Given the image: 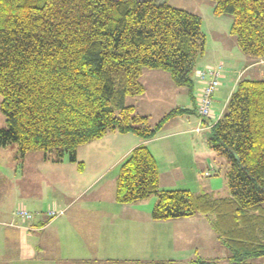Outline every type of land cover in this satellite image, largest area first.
<instances>
[{
  "label": "trees",
  "instance_id": "1",
  "mask_svg": "<svg viewBox=\"0 0 264 264\" xmlns=\"http://www.w3.org/2000/svg\"><path fill=\"white\" fill-rule=\"evenodd\" d=\"M212 1L215 15L233 17L231 34L241 51L263 59L264 0ZM202 21L160 0H0V109L6 119L0 148L15 144L18 160L43 152L46 160L68 154L75 162L78 146L111 131L148 141L171 118L197 111L210 125L209 147L227 160L230 195L161 189L159 162L141 143L121 164L115 200L130 204L155 195L154 220L203 215L229 251L226 264H253L251 258L264 256V78H242L221 118H202L195 79L207 46ZM145 69L169 73L187 88L196 110L176 107L152 124L127 104L145 93ZM189 264L222 260L197 257Z\"/></svg>",
  "mask_w": 264,
  "mask_h": 264
},
{
  "label": "rangeland",
  "instance_id": "2",
  "mask_svg": "<svg viewBox=\"0 0 264 264\" xmlns=\"http://www.w3.org/2000/svg\"><path fill=\"white\" fill-rule=\"evenodd\" d=\"M160 1H169V3L173 6L186 9L188 11L201 15L203 19L202 29L207 36V46L205 54L198 59L196 70L205 69L206 62H212V64H220L222 62L223 64H221L225 65V68H230L228 77L222 79L221 83L223 84V96H225V93H229L230 90L235 86V78H237V75L239 74L241 69H243L246 65L244 63L246 62V60L244 59L245 56L253 58L251 56L245 55L241 51L237 43V38L231 34L233 17L231 15L226 14L215 15L213 12L214 2L212 0ZM262 60H264V58ZM145 70L147 71L148 69ZM164 74H166L168 78L165 79L164 77H161L162 79H160L158 77H151L150 80H147V85L151 87L149 96L156 97V99H150L149 97L148 100L138 99L137 101L142 111L147 112L149 113V115L153 116V118L152 116H150L153 122L158 121L165 114L170 112L172 109L176 108L175 105H179L187 100L186 94L182 97L172 92V90L176 89V87H181L175 85L169 73L165 72ZM143 78L144 80L146 79L145 75L142 76L141 80ZM244 78H249V76L246 75ZM160 83H163L164 85L166 84V86H168V89L164 88L163 86H160ZM152 87H155V89H153ZM156 88H158L159 90H157ZM156 92V95H152ZM1 99L2 98L0 95V103ZM188 115L189 114H184V117H179V119H177L176 123L174 124V127L164 125V129L162 128V130H160L159 132V134L161 135L173 133L176 131H184L179 135H173L167 137L164 140L171 143L172 147H175L176 152L175 154H172L171 160L169 157H166L164 160L161 158L160 161L163 167H171L173 165L175 166V164H179L180 166H182V173L185 178L167 179L164 182V185L168 188L161 187V189H191L192 191L197 193L209 192L212 193V195L215 197L229 196L230 189L226 177L228 170L227 160L225 159V157L216 154L209 147L207 141L208 139L207 137H205V132H188L196 125V118H194L193 116L188 117ZM5 124L6 119L0 109V128L4 127ZM199 125L200 127L205 128L204 123H201ZM113 134L114 133H111L110 135L101 140H96L92 144H89V142L78 146L77 161L75 162H72L70 160L68 154L64 155L63 159L59 162H53L49 159L47 161H44L46 159H44L43 152H32L29 153V155H27L28 157L26 156L23 160H18L16 145L9 144L7 147L1 148L2 151H0V171L10 177L7 180L8 184H16V180L17 178H19L22 182H24L25 186L31 184L30 176L32 175V173L41 174L42 177L36 176V178L39 179L49 178L50 175L73 176V183L69 182L72 184H66V186L70 188L71 191H74L75 194L76 191H79V193H81L85 189V187H89L90 185L91 187H93L95 185L97 188L103 189L102 193L104 194V198L102 200H106L105 203H99V201L89 203L90 201L88 200L87 205H85L87 198L83 197L79 201V204H83L87 207H90L91 205L96 203L99 206H108L107 196L110 195L112 192H115V179L118 177L121 164L124 161L122 160V156L125 150L128 149V144H125L126 141L118 144L119 142L117 139L119 137L115 138ZM116 134L120 133L117 132ZM197 152L200 155L202 152H213V154L217 156V159L216 161H214L211 157H204L203 166L202 164H200L199 160L196 159ZM39 160L40 162H38ZM205 162H207V165ZM170 163H172L173 165H171ZM208 167L209 170L207 169ZM204 169L208 170L207 172H205V175L210 177H202L201 173ZM16 173L19 176H16ZM168 177L169 175H167V178ZM11 188L14 189V187L12 186ZM37 188L40 190L41 193H43L46 202L53 200L58 201L60 199L64 200V196L62 194V189L60 188V186H56V189H46L39 187ZM92 190H94V188H92ZM6 196V188L0 189V201L5 200ZM152 198H154L153 200H155V202L157 201V197L155 195H153ZM155 202L153 204V207L156 204ZM18 203L19 201L16 200V211L20 208V204ZM1 204L2 203L0 202V206ZM3 206L5 210V203ZM12 210L13 207L10 206L8 208L9 215H11ZM53 210L56 211L57 216L52 218L48 217L50 215V212ZM31 212L34 213L33 211ZM42 212H45L46 214L48 213L46 221H50L52 219L57 218V220H59L60 226L66 227V222L64 220H68L69 212H66V214L63 215L65 213V210H58L56 206L46 209L43 208ZM196 216L197 217L194 219L193 217H190L173 220H154L151 217L150 221H148V229H152L151 232H149V234L152 235V239H149L148 245H145L144 241H142V235H140V227H131L130 225H127L126 233L122 236V238L123 241L125 239L128 241L131 237H134L135 235L138 236L139 254L137 255H133V253H131V251H134L131 249V247H129L127 243L123 245V250L125 251V253H121L123 251L119 249V253H107V255L96 249L100 245V243L105 244L107 243L106 241L110 242L111 240H114L115 238L111 235H118L119 233L121 234L122 231L120 229H125V222L131 221V218L128 216H120L116 219L114 223V229H112L111 226L110 230H107L104 227L101 232L99 231L96 234H93V236H95V239H92L93 241H90L91 244H88L89 247L86 244L88 243L87 239L78 237L76 234V230L79 228L83 231V233L87 234L89 229L87 227L89 226V224L85 222L79 223L78 221L74 228L72 224V230H66L63 233L62 240L65 245L62 246V248L64 255L60 256L57 254H52V252L45 254L40 252V250H37L33 254H27L25 258H16L14 262L9 261L8 263L0 261V264H189L191 261V256L187 251L191 250V248L188 247H191L193 245L191 242H189L188 244H186L185 247L184 243H187L186 240L188 239V235L193 236L194 233L198 231L197 225H193L190 223L196 224L197 221H202L203 224H206V221L207 223H209L208 219L205 216ZM202 218H206L207 220ZM3 219L4 215L2 217L0 216V221H4ZM7 219H10V216H8ZM27 230L35 231L38 230V228L34 226H29L27 227ZM111 231V235H109L108 233L107 237L109 238L106 239V232ZM102 234L105 235V238L100 242ZM179 234H181V237H179ZM182 235H185V237L183 238ZM91 236L92 235H90L89 238ZM69 237L74 239V241L69 245H66ZM0 247H2L1 242ZM109 247L111 249L110 252H112L114 247ZM67 249L74 250L77 253L75 257L77 259L65 258L71 256L65 255L66 253H68ZM113 257H115L116 259H111ZM135 258H139V260H135ZM216 259L222 260V264L227 263L226 260H223L222 258ZM117 260L121 262H116ZM126 261H128L129 263ZM250 262L253 264H264V256L254 257L253 259L251 258Z\"/></svg>",
  "mask_w": 264,
  "mask_h": 264
},
{
  "label": "crops",
  "instance_id": "3",
  "mask_svg": "<svg viewBox=\"0 0 264 264\" xmlns=\"http://www.w3.org/2000/svg\"><path fill=\"white\" fill-rule=\"evenodd\" d=\"M244 59L246 60V62H244L246 65L244 66L243 69H241V71L237 75V78H235V86L230 90V92L227 94L225 93V96H223L224 95L223 84H221L220 87L216 90L214 94V101L212 104L211 118L209 119V121L215 122L219 118H221V116L225 113L229 98L231 94L233 93L234 89L236 88L237 83L242 78H244L246 75H248L249 78L264 77L263 76L264 60L259 59V58H254V57L250 58L247 56H245ZM221 63L212 64V62H206L205 67L217 66V65L220 66L223 64ZM222 72L223 73H222L221 83H222V79L228 77L230 68L228 67L225 68V65H222ZM164 73L165 72L162 70H149V69L147 71L144 70L142 76L145 75L146 79L144 80L143 78L142 82L146 87V91L143 95H140L137 97L136 96L128 97L127 104L134 105L137 111L141 114L152 116V115H149V113L142 111L137 101L138 99L148 100L150 97L149 95H150L151 87L147 85L148 84L147 80H150L151 77H158L160 79H162L161 77H164L165 79L168 78V76ZM195 79H196V86L198 85L197 90L199 93L204 85L201 82H199V80L197 79V72L195 73ZM159 85L168 89V86H166V84L164 85L163 83H160ZM152 88L155 89V87H152ZM156 89L159 90L158 88ZM172 92H174V94L178 96L183 97V95L185 94L187 96V100L185 102H182L179 105H175L176 107H185V108H190V109L195 108L196 110L195 101L190 96L188 90H186L185 87H181V88L176 87V89H173ZM156 94L157 92L152 95H156ZM150 99L155 100L156 97L152 96L150 97ZM189 116H193L194 118H196V125L194 128L190 129L188 132H195V133L205 132V135H206L205 137H207V133L210 129L209 127L210 125H205V128L200 127L199 124H201L202 119L199 117L197 111L195 113L189 114L188 117ZM179 117H184V115L182 116L179 115V116L171 118L169 121L166 122L165 125L174 127V124L176 123L177 119H179ZM150 120H151V117H150ZM158 121L153 122L151 120V123L155 124ZM182 132L184 131H176L173 133H167V134H161V135L158 133V135L154 139H151L148 141L142 140L139 136H137L134 133L118 132L120 134H116L117 131H111L107 133L103 138L107 137L111 133H114L113 135L115 138L119 137L117 139L119 142L118 144L126 141L125 144H128V147H127L128 149L125 150L122 156V160H124L130 154V152L139 144L141 143L147 144L159 162L160 185L163 188H168L164 185V182L167 179H178V178L181 179V178H185V176L182 173V166H180L179 164H175L174 166L172 162L170 163L171 165H173L171 167H167V166L163 167L161 165V161H160L161 158L164 160L166 157H169L171 160L172 154H175L176 152L175 147H172L171 143L164 141V140L167 137H170L173 135H179ZM94 141H91L89 144L94 143ZM0 151H2L1 148H0ZM204 157H207V158L211 157L213 158L214 161H216L217 159V156H215L213 152H202L201 155L197 152L196 159H198L200 164H202L203 166H204V161H203ZM44 161H47V160H44ZM38 162H40V160ZM205 163L207 165V162ZM24 167H25V164H24ZM207 169L209 170V167ZM208 170L204 169L202 171L201 173L202 177L203 176L210 177V176L205 175V172H207ZM17 173L15 175L19 176ZM167 175H169L168 178H167ZM36 176H41V174L32 173V175L30 176L31 184H29L28 186H25L24 182H22L19 178H17L16 184L15 183L8 184L7 180L10 177L8 175H5L2 171H0V189L6 188L7 190L6 199L0 201L2 203L0 206V216L2 217L4 215V219H3L4 221H0V242L2 243V247H0V261L7 262V263L9 261L14 262L16 258H25L27 254H33L37 250H40V252L45 253V254L52 252V254H57L60 256L64 255L63 248H62V246L65 245V243L62 240L63 233L66 230H72L76 226V223L78 221L79 223L85 222L89 224V226L87 227L89 228L87 234L83 233V231L80 228L76 230V234L78 237L87 239L88 243L86 244L88 246V244H91L90 241H93L95 239V236H93V234H96L99 231L101 232V230L104 227L107 230H110V226L112 229H114L115 228L114 223L118 217L128 216L131 218L130 222H125L126 224L125 229H122V228L120 229L122 231L121 234L119 233L118 235L116 234L111 235L112 231L106 232V239L109 238L107 237L108 233L115 239L111 240L110 242L106 241L107 243L105 244L100 243V245L96 248L98 251H101L105 254L115 253V252L119 253L118 252L119 249L123 251L121 253H125V251L123 250V245L125 243H127L129 247H131V249L134 251V252L131 251L133 255L139 254V249H138L139 238L137 235H135L134 237H131L128 241L126 239L123 241L122 236L126 233L127 225H130L131 227L133 226L140 227L141 229L140 235H142V241H144L145 245H148L149 239H152V235L149 234V232H151L152 229L150 230L148 229L149 228L148 221H150L152 217L151 214L154 208L153 204L155 200H153L154 199L152 198L153 196L147 199H144V200L130 203V204H120V203H117L115 200V192L114 193L112 192L110 195L107 196L108 206L106 205L99 206L96 203V204L91 205L90 207H87L85 205H87L88 200L90 201L89 203H93L96 201H99V203L106 202V200H102L104 198V194L102 193L103 189L97 188L95 185L91 187L90 185L89 187H85V189L81 193H79V191H76V194H75L74 191H71V189L66 186V184L73 183V180H72L73 176L50 175L49 178H43V179L36 178ZM116 181H117V178L115 179V184H114L115 191H116ZM69 182H72V183H69ZM11 186L14 187V189L11 188ZM35 186L39 188H46V189L48 188L56 189V186H60V188L62 189L64 200L60 199L58 201L53 200V201L46 202L43 196V193H41L40 190ZM92 188H94V190H92ZM83 197L87 198L85 205L79 204V201ZM16 200L19 201L18 204L23 205L26 208H29V210L34 212V218L32 220L23 221L17 215L16 213L17 205H15ZM4 203H5L6 211L4 210V206H3ZM10 206L13 207L11 215H9L8 213V208ZM53 206H56L58 210L64 209L65 213L63 215H65L66 212H69L68 220H64L66 222V227H61L59 224V220H57V218L52 219L50 221H46V217L48 213L46 214L45 212H42L43 208L46 209V208H51ZM8 216H10V219H7ZM196 217L197 216L193 217V219ZM202 219H206V218H202ZM72 224H73V228H72ZM190 224L197 225L198 227L197 228L198 231H196L193 236L187 234L188 235V239L186 240L187 243H184L185 247H186V244H188L189 242H191L193 245L191 247H188V248H191V250L187 251L191 256L190 257L191 260L197 257H201L204 259H216V258L225 259L226 257L229 256V251L227 250L226 247L222 245L216 232L213 230L210 224L207 223V221H206V224L205 223L203 224L202 221H197L196 224L195 223H190ZM29 226H34L38 228V230L28 231L27 227ZM85 235H87L88 237ZM90 235L92 236L89 238ZM117 236H120V237H117ZM182 236L183 238L185 237V235H182ZM179 237H181V234H179ZM104 238H105V235L102 234L100 242L104 240ZM119 238L121 241L119 240ZM73 241L74 239L69 237L66 245H69ZM109 246L114 247L112 252H110L111 249ZM67 252L68 253H66L65 255H71V256H68L65 258L77 259L75 258L77 253L74 250L67 249ZM69 257H72V258H69ZM111 259H116V258L113 257ZM118 259H121V258H118ZM137 259L139 260V258H135V260Z\"/></svg>",
  "mask_w": 264,
  "mask_h": 264
},
{
  "label": "built area",
  "instance_id": "4",
  "mask_svg": "<svg viewBox=\"0 0 264 264\" xmlns=\"http://www.w3.org/2000/svg\"><path fill=\"white\" fill-rule=\"evenodd\" d=\"M222 73V65L208 66L205 70L197 71L199 81L204 84L198 93V110L202 118L211 115L213 95L221 84ZM16 213L23 221L30 220L33 217V214L23 205H20ZM56 214L54 210L50 212V216L52 217L57 216Z\"/></svg>",
  "mask_w": 264,
  "mask_h": 264
}]
</instances>
